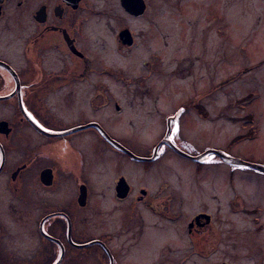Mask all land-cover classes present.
<instances>
[{"label": "flooded vegetation", "instance_id": "flooded-vegetation-1", "mask_svg": "<svg viewBox=\"0 0 264 264\" xmlns=\"http://www.w3.org/2000/svg\"><path fill=\"white\" fill-rule=\"evenodd\" d=\"M150 1L0 0V264H197L216 254L224 231L214 211L206 205L180 221L189 212L186 199L195 196L187 198L181 188L193 191V184L180 183L174 194L162 163L168 154L196 163L197 184L205 165L223 161L214 153L194 158L206 150L195 151L180 133L193 131L191 114L208 119L204 101L245 72L214 83L210 66L213 83L199 92V56L189 49L178 57L180 44L166 61L167 34L146 17ZM141 19L147 25L136 29ZM140 50L132 63L109 62V54L134 57ZM165 80L190 85L191 93L170 102ZM119 89L138 96L150 115L143 121L151 143L134 147L115 128L138 121L133 100L124 102ZM103 110L110 114L92 113ZM104 168L110 181L100 174ZM155 172L153 182L141 180ZM239 206L258 231L252 241L264 229V214L257 215L264 207ZM168 219L181 222L176 232L167 229ZM108 220L112 230L103 225ZM177 239L186 249L167 257ZM218 264L233 263L222 258Z\"/></svg>", "mask_w": 264, "mask_h": 264}, {"label": "rangeland", "instance_id": "rangeland-1", "mask_svg": "<svg viewBox=\"0 0 264 264\" xmlns=\"http://www.w3.org/2000/svg\"><path fill=\"white\" fill-rule=\"evenodd\" d=\"M160 2L162 3L160 0L150 1V16L146 15V17H150L151 22L156 20L158 24L156 28L159 30L164 28L167 34L169 46L166 61L169 60V53L180 44L182 47L180 53L176 54L178 57L185 55L184 53L189 49H193V54L195 51L199 56L197 62L200 76L199 92L206 90L212 82L210 75L207 74V69L210 72V66L215 72L214 83H219L236 71L245 72L239 75L238 79L216 88L210 98L204 101V107H209L212 112L211 114L209 110L208 119L202 120L191 114V119L194 121L193 131L190 129L181 131L183 139L195 151L220 149L234 157L264 165V0H182V4L179 0H165V7L161 10ZM147 22L144 19L135 20L134 27L136 29L146 27ZM150 26L155 33L153 26L151 24ZM182 26H186L183 31ZM190 34H193L195 39L193 44L189 41ZM133 54L134 57L127 55L123 58L121 54L113 53L108 55V59L115 64L132 63L144 52L140 50ZM141 66L140 60L139 65L134 64L132 68L134 75L141 70ZM209 80L211 82H208ZM165 82L170 102L175 99L180 101L184 95L191 93L190 85L173 86V82L168 80ZM118 91L121 93L120 97L125 99L124 102L128 103V99L133 100L131 101V106H134L132 118L138 121L133 122V127L127 123L121 124L122 126L117 123L115 128L123 134V139L134 147L151 143L154 138L146 132L148 122L143 121L144 116H146L144 120H147L150 115L145 114L144 108L137 105L138 96L129 95L126 90ZM166 105L170 108L168 104ZM87 113L89 115L90 111ZM92 113L110 114L105 110ZM161 119L162 117L158 119L160 126ZM168 156L170 158L166 157L162 164L165 167V178L171 183V189L177 190L174 194H180L179 189L182 184L189 182L193 184V191L191 189L185 191V185L181 188L182 194L188 196L187 198L191 194L195 196L192 195V202L186 199L185 204L189 212L187 211L180 221L186 220L188 213L207 205L208 210L214 211L216 226L224 231V237L219 248L216 249V254L209 259L198 258L197 264H218V260L222 258L231 259L233 264H257L253 259L264 257V229L251 241L252 235L258 233L255 224L252 223V215L244 210L238 212L236 209H240L239 203L264 207V172L247 167H233L227 162L213 159V163L205 165V169L199 172V179L202 176L203 178L196 184L193 182L192 170V168L195 170L196 163L175 154ZM100 174L104 179L111 180L110 172H106L105 168ZM154 177L156 179L159 177L157 172L150 175V180L149 177H143L141 180L153 182ZM108 181L102 185L104 192H108ZM131 181L136 184L140 180L132 177ZM104 201L107 202L106 207L110 209L112 206L110 199ZM261 211L257 213L258 216L264 214V209ZM169 220L166 222L167 229L176 232L181 222L175 224ZM103 225L109 230L113 229V223L109 220ZM180 232L183 237V229ZM183 241H187L186 237ZM177 245L181 247L180 251ZM171 247L175 250L164 251L167 257L174 256V252L182 254L186 249L182 247V242L181 245L178 243V239L176 245ZM258 262L264 264V261Z\"/></svg>", "mask_w": 264, "mask_h": 264}, {"label": "water", "instance_id": "water-1", "mask_svg": "<svg viewBox=\"0 0 264 264\" xmlns=\"http://www.w3.org/2000/svg\"><path fill=\"white\" fill-rule=\"evenodd\" d=\"M207 153H214V154L218 155L223 161H225L227 163L237 165V166L250 167V168L264 172V165L234 157V156L227 154L226 152H224L223 150H220V149H215V148L208 149L204 153L199 154V155L195 156L194 158H200L202 155L207 154Z\"/></svg>", "mask_w": 264, "mask_h": 264}]
</instances>
